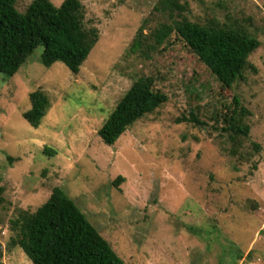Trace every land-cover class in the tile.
<instances>
[{
  "label": "rangeland",
  "instance_id": "1",
  "mask_svg": "<svg viewBox=\"0 0 264 264\" xmlns=\"http://www.w3.org/2000/svg\"><path fill=\"white\" fill-rule=\"evenodd\" d=\"M80 1L99 38L78 73L60 61L44 66L41 46L12 77L0 72V261L33 264L9 244V221L58 186L125 264H264V0H178L189 20L214 18L259 40L255 71L229 88L175 33L153 47L150 32L170 19L159 0ZM138 33L143 45L132 51ZM141 76L167 100L105 144L98 129ZM37 88L50 106L34 128L22 113ZM234 97L250 126L242 160L220 133ZM191 113L205 125L183 119Z\"/></svg>",
  "mask_w": 264,
  "mask_h": 264
},
{
  "label": "trees",
  "instance_id": "2",
  "mask_svg": "<svg viewBox=\"0 0 264 264\" xmlns=\"http://www.w3.org/2000/svg\"><path fill=\"white\" fill-rule=\"evenodd\" d=\"M15 3L16 0H0V72L12 77L41 46L40 61L44 66L60 61L72 73H78L99 38L97 26L85 22L81 1L62 0L55 5L50 0H32L22 12ZM154 7L166 12L170 19L150 32L153 47L175 33L227 88L242 79L245 69L255 71L249 56L259 46L256 37L236 27L220 25L214 18L205 23L189 20L183 14L187 5L178 0H159ZM142 45L143 39L138 33L129 49L134 51ZM28 99L29 108L22 116L37 128L50 102L39 88L31 91ZM166 100V94L154 86L153 77L141 76L118 99L97 133L105 144L113 145L136 120ZM232 102L233 111L220 127V133L227 135L230 155L242 160L246 153L240 147L250 131L244 121L248 111L237 97ZM183 119L205 125L193 113ZM253 148L257 150L258 144L254 143ZM46 149L52 152L47 146ZM252 166L256 168L257 163L253 161ZM2 191L0 186V202ZM9 222L12 232L9 244L19 247L33 264H125L61 187H54L34 211L18 209ZM0 264L5 263L0 261Z\"/></svg>",
  "mask_w": 264,
  "mask_h": 264
}]
</instances>
